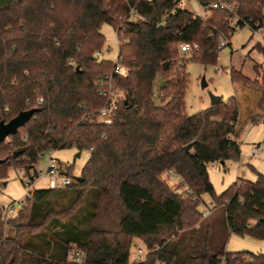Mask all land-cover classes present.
<instances>
[{"label": "trees", "instance_id": "obj_1", "mask_svg": "<svg viewBox=\"0 0 264 264\" xmlns=\"http://www.w3.org/2000/svg\"><path fill=\"white\" fill-rule=\"evenodd\" d=\"M223 1L233 9L202 16L181 0H0V121L37 109L0 141V180L9 166L37 172L49 149L89 151L82 181L35 188L10 218L0 205V264H140L131 259L135 237L147 244L143 264H264V253L226 249L231 233L264 237V174L217 194L207 168L241 156L238 99L186 112L184 62L215 63L220 38L232 44L231 16L239 27L264 21V0ZM106 23L123 34L126 68L115 77L122 97L110 125L97 120L105 99L96 82L114 67L97 56ZM183 43L193 48L182 51ZM254 68L261 78L232 67L231 79L260 89L264 111V65ZM170 170L181 191L164 179ZM73 246L82 261L69 259Z\"/></svg>", "mask_w": 264, "mask_h": 264}, {"label": "rangeland", "instance_id": "obj_2", "mask_svg": "<svg viewBox=\"0 0 264 264\" xmlns=\"http://www.w3.org/2000/svg\"><path fill=\"white\" fill-rule=\"evenodd\" d=\"M184 5L193 12L202 15L206 13L205 8L199 5L197 0H185ZM102 32L106 38L103 57L115 61L119 50L117 30L106 23L102 26ZM231 43V45L219 50L218 59L215 63L204 65L193 61L184 62L188 72L185 94L186 112L188 114L191 115L210 107L213 96L220 97L224 101L234 96L238 99L239 120L236 127V137L240 142L241 156L239 159L231 158L220 162H210L207 165L210 180L217 194L222 193L239 178L256 180L259 172L264 174V111L259 108L261 90L233 83L231 79L232 67L242 70L245 75L252 79L261 78V73H257L254 66L261 68L264 65V54L256 47L258 43L264 45V28L259 34H254L249 25L239 27L231 35ZM162 81L161 77L155 81V101L157 103H160L159 85H162ZM253 117L256 119L252 120ZM259 143H262V151L259 156L253 155L252 148ZM78 152L79 150L75 147L54 150V156L60 160L62 166L71 168L73 177L82 175V170L89 156L87 150L81 151L80 156H77ZM48 157L49 153H46L39 158L35 165L39 172L47 168ZM31 172H27L24 166L8 167L7 178L0 180V205L4 212L14 203H17L19 208L22 206L23 200L30 190L23 182L24 176ZM163 177L173 188L181 186L180 179H174L169 171L165 172ZM47 187L48 180L46 178H40L35 183L36 189ZM179 190L181 191L182 188ZM203 197L206 203L210 204V195L204 194ZM200 207L207 210L204 204ZM110 212L101 218L102 222H111L114 212ZM133 244L132 260L136 259V253L139 250L143 255L146 254L147 244L142 238H133ZM226 249L228 251L248 250L264 253V237L231 233ZM69 259H75V255L70 253Z\"/></svg>", "mask_w": 264, "mask_h": 264}, {"label": "built area", "instance_id": "obj_3", "mask_svg": "<svg viewBox=\"0 0 264 264\" xmlns=\"http://www.w3.org/2000/svg\"><path fill=\"white\" fill-rule=\"evenodd\" d=\"M183 5L185 0H181ZM199 5H202L206 13L204 15L197 13L199 15L205 16L208 14L209 10L211 8H216L219 10H232L233 7L223 0H212L210 3H203L201 0H197ZM185 6V5H184ZM186 7V6H185ZM130 16L132 18H135L136 14L134 12V7L131 8ZM229 20L232 21V25L236 28H239V25L235 22V19L231 16ZM246 25H249L252 30L254 31V34H259L260 31L264 28V21L260 22L257 21L254 24L246 21ZM118 34V44L120 45L121 39L123 38L122 33ZM229 39L227 36H222L220 38V41L218 43V49L221 50L223 47L227 46ZM182 51H190L193 47L189 43H183L180 45ZM196 47V45L194 46ZM105 52V51H104ZM103 50L97 52V56L100 58L103 57ZM114 67L113 70L110 73H107L105 75H102L98 78V81L96 82V85L99 88V94L102 95L105 99L104 104L98 109L97 111V120L99 122H102L106 125H110L113 123L117 111L118 106L122 97V94L119 90V87L116 85L115 77L122 76L126 73V68L124 67L121 57L119 55V50L117 54V58L115 61H113ZM70 64H74L73 60H70ZM262 151V143H259L257 146L252 148L253 155L259 156ZM46 153H49L48 157V166L45 170H42L39 172L32 171L31 173L25 174L23 182L25 183L27 188H30L28 195L25 197L23 202L31 196L32 191L35 189V183L40 178H46L48 180V187L49 188H57V187H63L72 184L74 181H77L75 177L70 175L67 172V168L63 167L60 160L54 156V150L49 149L43 153L40 154L39 158L43 157ZM89 158V156H88ZM171 176L174 179H177L178 176L175 174L172 170L169 171ZM21 208V207H20ZM17 203L11 204L6 212L5 216L6 218H10L12 216H15L17 212L20 210ZM207 212H204L203 215L206 216ZM70 253H73L75 255V259L82 261L84 259V252L80 249H77L75 246H73L70 250ZM136 261L140 262V264H143L145 260V253H143L139 250L138 253H136Z\"/></svg>", "mask_w": 264, "mask_h": 264}, {"label": "water", "instance_id": "obj_4", "mask_svg": "<svg viewBox=\"0 0 264 264\" xmlns=\"http://www.w3.org/2000/svg\"><path fill=\"white\" fill-rule=\"evenodd\" d=\"M168 67V63L164 64V68ZM76 70H80L79 66L76 67ZM165 81H162L161 84L163 85ZM221 100L220 97L213 96L211 104H215ZM37 111L36 108H31L25 111L19 112L15 117H13L8 122L0 121V141L5 140L8 136L12 134H16L19 131V128L24 126L34 115ZM190 146H186V149H189ZM19 152H16L14 156L16 157ZM80 152L77 153V156H80ZM2 161V160H0ZM77 180H83L81 176L76 177Z\"/></svg>", "mask_w": 264, "mask_h": 264}]
</instances>
